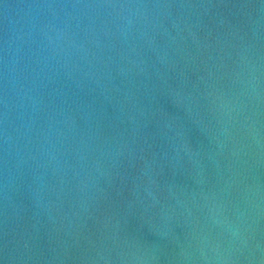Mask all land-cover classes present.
<instances>
[{
  "label": "water",
  "instance_id": "95a60500",
  "mask_svg": "<svg viewBox=\"0 0 264 264\" xmlns=\"http://www.w3.org/2000/svg\"><path fill=\"white\" fill-rule=\"evenodd\" d=\"M0 264H264V0H0Z\"/></svg>",
  "mask_w": 264,
  "mask_h": 264
}]
</instances>
